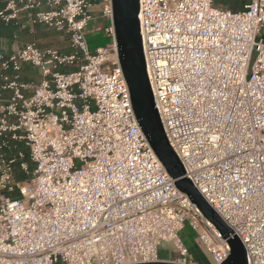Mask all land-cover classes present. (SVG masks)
<instances>
[{
    "label": "built area",
    "instance_id": "2783aa9c",
    "mask_svg": "<svg viewBox=\"0 0 264 264\" xmlns=\"http://www.w3.org/2000/svg\"><path fill=\"white\" fill-rule=\"evenodd\" d=\"M0 20L65 35L0 49V264H207L228 237L178 190L135 118L112 42L90 50L91 0H0ZM138 0L145 70L166 139L206 202L264 264V0ZM111 17L110 0H100ZM45 7V8H43ZM255 52V57H253ZM36 78H24V66ZM168 244L176 254L161 259Z\"/></svg>",
    "mask_w": 264,
    "mask_h": 264
},
{
    "label": "water",
    "instance_id": "95a60500",
    "mask_svg": "<svg viewBox=\"0 0 264 264\" xmlns=\"http://www.w3.org/2000/svg\"><path fill=\"white\" fill-rule=\"evenodd\" d=\"M113 40L130 101L139 127L149 145L174 180L175 187L184 192L217 230L228 237L230 252L220 264H247L244 245L218 213L206 202L191 180L185 176L180 160L169 145L163 131L145 70L138 22V0H110ZM136 264H181L155 261Z\"/></svg>",
    "mask_w": 264,
    "mask_h": 264
},
{
    "label": "crops",
    "instance_id": "0c3cea01",
    "mask_svg": "<svg viewBox=\"0 0 264 264\" xmlns=\"http://www.w3.org/2000/svg\"><path fill=\"white\" fill-rule=\"evenodd\" d=\"M248 1L249 0H215L214 3L221 8L236 12L241 10ZM91 2L93 3L90 9L92 19L89 23L95 22L97 24H94L92 29L86 30V32L96 31L95 34L103 36V40H105L104 44L111 43L112 36L105 30L111 24L110 18L102 14V9L99 7L101 6L100 0H91ZM2 6L3 3L0 1V9ZM261 37L264 38V30L261 33ZM30 40H35L41 47H55L63 53L71 51L65 35L43 25H36L34 28H31L25 19L24 12L20 13L18 21L4 23L0 20V49L10 50ZM96 40L98 41L100 39ZM36 73V69L28 65L24 66V78H36ZM160 258L166 259L164 257Z\"/></svg>",
    "mask_w": 264,
    "mask_h": 264
},
{
    "label": "rangeland",
    "instance_id": "374dc122",
    "mask_svg": "<svg viewBox=\"0 0 264 264\" xmlns=\"http://www.w3.org/2000/svg\"><path fill=\"white\" fill-rule=\"evenodd\" d=\"M100 9H102L101 6H99ZM94 24H97L95 22L88 23L86 30H91ZM96 31H89L86 32L85 38L87 40L89 49L92 50L96 46L101 45L105 43V40H103V36L95 34ZM100 39V40H96ZM253 57H255V52H253ZM179 236L183 239V241L186 243V245L190 249V255L195 258L200 264H207L208 259L206 255L199 249L195 242L196 233L192 231L190 228V225L188 222L184 224V227L179 231ZM159 256L164 257L166 259H170L174 257L176 254L172 251V248L168 244H163L162 247L159 248ZM56 264H64L61 261H59Z\"/></svg>",
    "mask_w": 264,
    "mask_h": 264
},
{
    "label": "trees",
    "instance_id": "16d2710c",
    "mask_svg": "<svg viewBox=\"0 0 264 264\" xmlns=\"http://www.w3.org/2000/svg\"><path fill=\"white\" fill-rule=\"evenodd\" d=\"M188 247V246H187ZM189 248V247H188ZM189 251H190V249H189ZM195 259V258H194ZM196 260V259H195Z\"/></svg>",
    "mask_w": 264,
    "mask_h": 264
}]
</instances>
